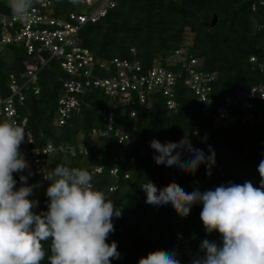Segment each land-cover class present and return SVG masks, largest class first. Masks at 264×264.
<instances>
[{
	"label": "trees",
	"instance_id": "1",
	"mask_svg": "<svg viewBox=\"0 0 264 264\" xmlns=\"http://www.w3.org/2000/svg\"><path fill=\"white\" fill-rule=\"evenodd\" d=\"M115 8L96 24H89L81 30L78 43L88 49L95 58L103 60H137L144 70L150 69L154 61L165 65V59L187 44L188 54L201 61V70L216 73L212 85V98L220 102L228 95L246 91L264 84V0H114ZM252 5L256 8L253 11ZM77 2L58 0L55 16L63 18L69 13H79ZM11 10L8 0L0 1V15L8 16ZM134 50L135 54L131 53ZM46 59V57H43ZM253 58L254 62H250ZM42 57L28 55L20 46H11L0 55V93L6 92V78L9 74L20 75L31 68H37ZM101 77L109 76L106 72ZM68 77L60 63L49 61L38 74L40 94H26L19 113L28 119L34 144L44 147L51 144L71 146L74 155L58 153L44 162L46 171L57 164L88 169L102 167V172L92 174V183L105 193L115 207L122 208V216L113 218L115 231L107 242L117 243L121 259L111 264H138L149 253L178 249L181 264H191L190 253L199 249L205 238L220 241L218 233L207 236L200 220L201 205H194L185 223L180 224L173 208L145 203L146 194L140 186L150 180L163 188L170 182L177 183L186 192L196 188L201 191L214 189L221 184L233 182L242 184L251 181L259 185L257 171L264 160V122L256 125H234L213 130L204 139L203 131L209 128L201 106L194 95L182 83L176 85L177 106L167 110L161 95L152 97L151 102L137 108L138 123L135 126L137 140L133 145L122 148L113 136L94 142L91 132L104 129L110 111V101L98 91L86 93L82 100L80 115L65 125L56 127L57 101L62 95V84ZM264 111V104L258 106ZM117 126L122 132L133 131L131 120L116 113ZM188 134L195 148L208 154V146L214 149L216 162L221 171L212 169L206 174L202 167L193 174H184L175 168L157 165L156 154L149 147L153 139L161 143L178 142ZM79 147L82 148L80 153ZM99 158V160H97ZM134 163L129 165V160ZM117 167V175L109 171ZM32 173V172H31ZM29 171L14 173L20 187V175ZM222 176H221V175ZM36 176H29L28 184H38ZM34 190L29 199L39 201L35 212L47 210L45 195L48 182ZM115 187L110 192L109 189ZM50 242H45L48 250ZM50 254V252H49ZM42 264H48L47 257Z\"/></svg>",
	"mask_w": 264,
	"mask_h": 264
},
{
	"label": "clouds",
	"instance_id": "2",
	"mask_svg": "<svg viewBox=\"0 0 264 264\" xmlns=\"http://www.w3.org/2000/svg\"><path fill=\"white\" fill-rule=\"evenodd\" d=\"M73 3L76 0H72ZM33 0H8L13 15L30 18ZM25 129L15 122H0V264H111L121 259L117 243L107 242L115 231L113 218L122 216L103 191L97 190L88 169L57 164L47 173L45 191L47 210L35 212L39 201L29 199L42 183L28 184L20 175V187L14 173L30 169L20 146ZM157 165L195 175L205 165L208 176L216 165L211 145L208 154L195 148L188 134L178 142L161 143L153 139ZM259 185L228 182L214 189L199 188L186 192L175 182L157 188L146 180L140 189L145 203L170 206L181 218L189 216L194 205H201L200 220L207 236L218 233L220 241L203 239L198 251L190 253L191 264H264V160L258 169ZM50 242L48 250L44 243ZM50 252V254H49ZM138 264H181L179 251L158 250L142 257Z\"/></svg>",
	"mask_w": 264,
	"mask_h": 264
},
{
	"label": "built area",
	"instance_id": "3",
	"mask_svg": "<svg viewBox=\"0 0 264 264\" xmlns=\"http://www.w3.org/2000/svg\"><path fill=\"white\" fill-rule=\"evenodd\" d=\"M57 1L33 0L30 18L26 21L17 19L12 12L8 16L0 15V55L11 46H20L28 55L42 57L37 68H31L20 75L9 74L6 78L7 95L0 93V122H15L25 129L27 135L20 151L30 165V169L26 171L32 172L38 182H47L43 179V172L47 173L44 162L48 157L58 153L74 155L75 152V148L71 146H35L28 119L21 117L19 113L27 93L34 96L40 94L38 74L51 60L59 62L68 77L62 84L63 93L57 101L54 126H63L72 118L78 117L84 104L82 97L88 92L98 91L110 101V111L104 129L91 132L94 142L113 136L123 149L133 145L137 140L134 132L138 123L137 108L151 102L152 97L161 95L167 110H173L177 106L178 83H182L194 95L209 121V128L202 133L204 139L209 138L213 130L237 124L256 125L264 122V111L258 107L259 104H264V84L228 95L222 101L215 102L212 98V85L216 80V73L202 71L201 61L188 54L187 44L167 57L165 65L154 61L148 70H144L137 60L95 58L88 49L79 45V34L84 26L96 24L104 19L108 11L115 8V1L76 0L80 8L79 13H69L63 18L55 16ZM255 8L256 6L252 5L253 11ZM131 53L135 54L134 50H131ZM250 62H254V59L251 58ZM101 72H106L109 76L101 77ZM116 113L131 120L132 132H122L121 125L117 126L115 121ZM79 150L80 153L83 151L81 147ZM133 163L134 160L130 159L129 165ZM202 167L206 166L201 165L198 170ZM214 168L218 172L221 171L217 162ZM117 171V167H114L109 171V175L115 177ZM101 172L102 167L92 168V174ZM114 190L115 187L109 189L110 192ZM159 210V207L155 208V212ZM177 218L180 224L188 219L178 215Z\"/></svg>",
	"mask_w": 264,
	"mask_h": 264
}]
</instances>
